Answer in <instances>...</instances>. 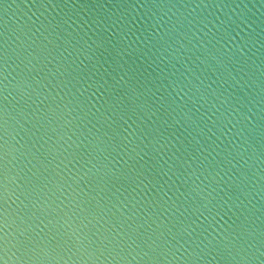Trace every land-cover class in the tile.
I'll return each instance as SVG.
<instances>
[{
  "label": "water",
  "instance_id": "1",
  "mask_svg": "<svg viewBox=\"0 0 264 264\" xmlns=\"http://www.w3.org/2000/svg\"><path fill=\"white\" fill-rule=\"evenodd\" d=\"M0 264H264V0H0Z\"/></svg>",
  "mask_w": 264,
  "mask_h": 264
}]
</instances>
